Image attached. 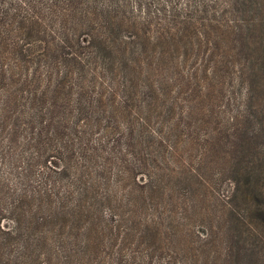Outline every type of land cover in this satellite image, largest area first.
<instances>
[{
  "label": "trees",
  "instance_id": "trees-1",
  "mask_svg": "<svg viewBox=\"0 0 264 264\" xmlns=\"http://www.w3.org/2000/svg\"><path fill=\"white\" fill-rule=\"evenodd\" d=\"M0 264H264V0H0Z\"/></svg>",
  "mask_w": 264,
  "mask_h": 264
},
{
  "label": "rangeland",
  "instance_id": "rangeland-1",
  "mask_svg": "<svg viewBox=\"0 0 264 264\" xmlns=\"http://www.w3.org/2000/svg\"><path fill=\"white\" fill-rule=\"evenodd\" d=\"M230 188L229 184L228 183H223L220 190L221 192H226L228 191ZM1 226L3 228H9L11 226V223L8 221V220H2L1 221Z\"/></svg>",
  "mask_w": 264,
  "mask_h": 264
}]
</instances>
